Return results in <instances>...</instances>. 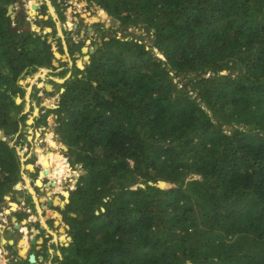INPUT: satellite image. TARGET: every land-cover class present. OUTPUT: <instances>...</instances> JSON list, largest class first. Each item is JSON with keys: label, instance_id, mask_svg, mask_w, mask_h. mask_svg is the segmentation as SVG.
Returning a JSON list of instances; mask_svg holds the SVG:
<instances>
[{"label": "trees", "instance_id": "trees-1", "mask_svg": "<svg viewBox=\"0 0 264 264\" xmlns=\"http://www.w3.org/2000/svg\"><path fill=\"white\" fill-rule=\"evenodd\" d=\"M15 1L0 0V130L25 142L18 81L53 53L11 33ZM87 2L106 28L139 27L150 42L103 38L37 124L56 116L84 173L64 210L72 242L53 264H264V0ZM9 142L0 205L20 180Z\"/></svg>", "mask_w": 264, "mask_h": 264}, {"label": "rangeland", "instance_id": "rangeland-1", "mask_svg": "<svg viewBox=\"0 0 264 264\" xmlns=\"http://www.w3.org/2000/svg\"><path fill=\"white\" fill-rule=\"evenodd\" d=\"M44 0H16L14 4L12 5V12H17L16 10H19V12H22L23 10L26 11L30 16H32L33 10L36 11L38 5ZM57 2V1H56ZM55 0H52V3L54 7L56 8V11L58 13V17H56V13H54L53 8L51 7L52 4L49 2L48 8L45 9L47 12H43L42 15L50 16V20L43 21V20H35L34 18H30L31 22H29L28 25H36L37 27H42L41 31H47L42 36V39L50 40V46L51 51L53 53V59L54 62L57 63V66L55 67H48V68H39L35 70L36 72L33 74H30L26 76L25 78H20L18 83L21 85L23 89H25V93L21 96H16V99L19 100L18 105H21L23 103V115L27 116V122L26 126L21 125V131L22 133H25L26 140L25 142L20 139L19 132L11 139V136H7L6 138L9 139V146L15 148L17 156L19 158L20 162V168H19V175L20 180L18 183H21V189L23 187H26V184H28L27 188L30 190H34L37 187H41L40 183H37V187L34 186L33 182L40 181L42 183L44 177H41L39 173H36V170H40V167L38 166L37 169L33 168V166H37L38 162V151L37 149L41 150L44 153H47V151L51 150L48 147V144L45 140V133L50 136V143L53 144L51 146L55 147L54 150H51V153L54 154V157L51 158V160L55 163L53 166L50 167V179L52 181H57L56 174L64 167V161L68 165L69 160L66 156H62V149L60 141L57 139L59 135L57 134V124H56V116L52 113L46 114L45 116V125H41L37 127L38 122L40 121L41 115L45 114V112L48 109H54L53 106H56L57 102L59 101V93L60 91L57 90L58 80L62 79H68L70 78V75L72 72H74V75H76V72L73 70V66L76 65L77 62H81L83 67L85 68L89 64V58L87 52H82V49H92L94 45L99 46L100 42L102 43L103 38H110L115 35L113 31H117L116 35L119 38L120 36H128V38H140L145 44L150 42V37H146V31L144 29H140L139 27L133 29L130 28L126 31H124V28L119 29V23L115 22L116 25H110L108 28L105 27V19L102 20V10H100L98 7L94 5H90V2H87V0H59V6ZM81 4L83 6H81ZM24 5V6H23ZM27 6V8H25ZM60 7V8H59ZM16 9V10H15ZM60 9V10H59ZM31 13V14H30ZM76 13L86 15L88 18L90 17H96L98 20H100L99 23L94 24L92 27L86 19H83V15L78 17L77 23L74 24V21H72V18L77 16ZM60 14V16H59ZM69 16L68 19L67 15ZM106 15V14H104ZM64 16V17H63ZM107 16V15H106ZM44 18H46L44 16ZM61 18V19H60ZM97 21V20H96ZM95 21V22H96ZM112 21V20H111ZM58 26L59 30L61 31V34L58 33ZM90 26L91 28L87 27ZM101 26H103L106 30H108L106 33H102ZM90 29V30H88ZM10 30V29H9ZM81 31L84 32L83 35H81ZM123 31V34L121 33ZM82 32V33H83ZM70 43V44H69ZM68 45L71 46L68 48ZM98 49V48H97ZM97 50H95L96 52ZM55 54L59 55V58H55ZM94 54V53H93ZM87 58V59H86ZM18 59V58H17ZM42 70H46L47 73L40 77V73ZM67 71V72H65ZM57 81V82H56ZM53 82L54 84H52ZM60 82V83H61ZM185 82V81H184ZM39 85V86H38ZM41 85V86H40ZM50 85L51 90L47 91L45 86ZM29 92L28 100L25 98L26 95ZM29 103V104H28ZM28 104V109L26 110V105ZM38 110L37 115L34 114L35 110ZM56 109V108H55ZM34 115V116H33ZM36 118V120H35ZM37 121V122H36ZM31 122V123H30ZM30 123V124H29ZM25 131V132H24ZM37 133V135H36ZM50 133V134H49ZM36 135V136H35ZM44 135V136H43ZM55 145V146H54ZM60 158H59V157ZM59 159V160H58ZM28 166L32 167V170L27 169ZM53 167V168H52ZM69 169L75 173H71L69 177L66 179L61 180V182H58L56 185L57 187L50 191L48 195L49 197L53 196H60L61 199L65 200V197H68L71 191L75 189V184L81 176L80 173H82V168L79 165H71L69 163L68 165ZM52 168V170H51ZM79 172V173H77ZM29 179V180H28ZM26 181L25 186L23 184V181ZM30 184V187H29ZM20 187V184L19 186ZM31 188V189H30ZM31 192V191H30ZM47 192V191H45ZM45 192H42L41 194H36V198L38 197H44ZM35 193V192H34ZM62 196L64 198H62ZM26 204L31 208V214L35 215L33 212L34 207L31 205L30 198H27ZM64 202H62V205L60 206L63 208ZM3 208H7L6 204H1ZM58 212V208H51V212ZM75 215V214H74ZM45 216L48 218V213L45 214ZM22 216H19L21 218ZM48 221V228L50 231V237H48L46 240H50V247L53 249L54 252L57 254V258L60 260L62 259V253L66 254L65 249L62 247H57L55 243L52 245L51 242L59 243V237L62 235H66V231L63 226V222L57 221L54 216L52 218L47 220ZM66 224V223H64ZM62 231V232H61ZM64 232V233H63ZM12 234L10 238H13ZM5 237H8L7 233L4 235ZM69 234L67 233L65 237V241H60L64 244H70L68 241ZM61 239V237H60ZM6 249L11 251L12 246H6ZM62 252V253H61ZM54 254V253H53ZM55 261V256L53 257L52 264ZM22 264H28L27 262L23 261Z\"/></svg>", "mask_w": 264, "mask_h": 264}, {"label": "crops", "instance_id": "crops-1", "mask_svg": "<svg viewBox=\"0 0 264 264\" xmlns=\"http://www.w3.org/2000/svg\"><path fill=\"white\" fill-rule=\"evenodd\" d=\"M56 1H58L57 5L59 6V0H55V2ZM50 4H52L51 7L53 8L54 13H56V15H57L56 17H58L59 12L56 11V8L54 7L53 3L50 2ZM59 16H60V14H59ZM68 17L69 16L67 15V18ZM70 47L71 46L68 45V48H70ZM42 168H44V167H42ZM37 182H36V184H37ZM29 187H30V184H29ZM27 189L29 191V188H27ZM32 191L33 192H30V191L29 192L31 193V199H30L31 205L35 207L34 208L35 211L33 212L35 215L31 214L32 213L30 211L31 208L29 206L25 207L24 204L20 207V209H17L15 213H12L10 215L6 214L5 211H1L2 212V215H0V251H1V255L4 257L5 254H9L10 256L14 254L15 260L18 261V264H22L23 261L27 262L28 264H52L53 257L54 256L57 257V254L50 247V241H48L45 248H42V246H41L42 241L44 239H47L48 237H50V231L48 228V224L46 222L48 219H50V215L48 214L49 218H47L46 216H43L41 208L39 207V202L37 201V198H36V194L34 193L33 189H32ZM47 199L50 201L49 196ZM62 202L65 203V200H63V199L59 200L58 204H61ZM7 205H9V202H7ZM19 216H22V217L19 218ZM13 217H16V219H18L17 223H19L20 225H22L21 221H23V220H27V222L29 224V226H27L26 228H21L19 230V233L26 240V245H24L23 247L21 246V249L23 248V250H24L23 253H24L25 257H21L19 255V251H18L19 249L14 247V243H12L13 238H10V236L12 235V232H13L12 230L14 228V222H12ZM55 219H57V218L55 217ZM41 220H43V221H41ZM57 221H61V219L58 218ZM63 226H64V224H63ZM33 227L36 229V232H34ZM5 233H7L8 237L4 236ZM66 235L64 237H66ZM34 237H36V243H35V245H30V239L34 238ZM60 237H59V240H60ZM60 241H59V243L51 242V244L53 245L55 243V245L57 247H59V246L62 247L64 245L65 246L68 245V244L62 243L63 241L62 242H60ZM68 241H69V239H68ZM7 245L12 246L11 251L6 249ZM28 253H29V255H34V257H31V259H30L31 263L28 259V256H29ZM0 264H6V261H4V259H3V262L0 261Z\"/></svg>", "mask_w": 264, "mask_h": 264}, {"label": "flooded vegetation", "instance_id": "flooded-vegetation-1", "mask_svg": "<svg viewBox=\"0 0 264 264\" xmlns=\"http://www.w3.org/2000/svg\"><path fill=\"white\" fill-rule=\"evenodd\" d=\"M61 1V0H60ZM52 3V0H44V1H42L41 3H40V5H38V7H37V9H36V15H35V20H37V19H39L40 21L41 20H43V21H48V19L50 20V16H46V15H42V13L45 11V9H47L48 8V4L47 3ZM56 3H58V1L56 2ZM24 6V5H23ZM81 6H83L82 4H81ZM25 8H27V6H25ZM16 10V9H15ZM17 12H12L13 13V16H14V21L13 20H11L10 18V20H11V22H13V24L11 25V26H14V27H20V26H23L25 23H27V24H29V21L27 20V18H32L26 11H22V12H19V10H16ZM45 12H47V11H45ZM44 12V13H45ZM77 14V16H75V18L73 17L72 18V21H74V24H78L77 23V19H78V17H80L81 16V14H79V13H76ZM83 14V13H82ZM44 16L46 17V18H44ZM84 19V18H83ZM97 20V21H96ZM87 21H88V23H90V25H91V27L94 25V24H97V23H99L100 22V20H98V18H96V17H90V18H88L87 17ZM96 21V22H95ZM87 27H89V28H91L90 26H87ZM41 29H42V27H41ZM19 32H22V31H19ZM35 34V33H34ZM35 35H37V36H41V35H43V34H35ZM59 102V101H58ZM57 102V103H58ZM48 110H50V109H48ZM47 110V111H48ZM34 116V115H33ZM36 119V118H35ZM27 122V121H26ZM50 134V133H49ZM36 135H37V133H36ZM35 135V136H36ZM45 135V140H46V142H47V144H48V147L51 149V150H54L55 149V147H53L54 149H52L51 148V145H53V144H51L50 143V136L52 135H48V134H44ZM43 135V136H44ZM57 139L60 141L61 139H60V137H57ZM55 146V145H54ZM51 150L49 151H47V153H44V152H42L41 150H39V149H37V151H40V153H38V162H37V166H33V168H36L37 169V167L39 166L40 167V170H36V173H39L40 175H41V177H44V179H43V181H42V183H41V187H37V185H36V182H33V184H34V186H36L37 188H35L34 189V192H35V194H37V196H38V194H41L42 192H45V191H47V192H45V196L42 198V197H38V199H40V198H42L44 201L42 202V200L39 202V207L41 208V211H42V214H43V216H45V214H49L50 215V217L52 218V212L51 213H49L50 211H51V208H53L52 207V205L51 206H49V205H47V201H49L47 198H48V192L49 191H53L55 188H52L50 185H47V184H49L50 183V181H51V179L49 178V176H50V165H54L55 163L51 160V158H53L54 157V154H52L51 153ZM67 152V151H66ZM66 152H64V151H61V153H62V156L61 157H64V156H67L65 153ZM59 157V156H58ZM60 158V157H59ZM59 160V159H58ZM64 160V166L66 165V163H65V158L63 159ZM70 163V162H69ZM68 163V164H69ZM42 167H44V168H42ZM53 168V167H52ZM52 168H51V170H52ZM68 169H69V167H68ZM68 169L67 168H65V170H67L68 171ZM69 171L70 172H66L65 174H61V172H60V174H61V178H67V177H69L70 176V174L73 172V171H71L70 169H69ZM17 184V183H16ZM15 184V185H16ZM18 184H20V183H18ZM23 184H24V186H25V181H23ZM15 185H14V187H15ZM21 185V184H20ZM14 187H13V191L12 192H10V193H8V195L7 196H5L4 197V202L3 203H1V204H6V206H7V208L6 209H11L12 208V206H11V204L10 203H15V204H17L18 205V208L17 209H20V207L22 206V204H24V206L26 207V206H28L27 204H26V200H27V198H30L31 199V193L28 191V189H27V187H24V188H20V190L22 191V197L21 196H19L18 195V193H17V191L16 190H14ZM7 197H8V199H7ZM69 197H70V195H69ZM18 198H22V200H23V202L22 203H20V202H18ZM62 198H64L63 196H62ZM67 198L68 197H65L64 199L65 200H67ZM7 202H9V205H7ZM62 204V203H61ZM67 204H69V199L67 200V203L64 205V207L63 208H60V207H57L58 208V212L60 213V215L62 216L61 217V222L60 223H62L63 222V224L64 223H66L67 224V221H68V217L69 216H71L72 214H64V210H65V208H66V205ZM34 207V206H33ZM35 208V207H34ZM5 208H3V206H1L0 205V210H2V211H5L6 210ZM49 218V217H48ZM47 223H48V221H46ZM68 225V224H67ZM27 226H29V224L27 225ZM69 226V225H68ZM65 229V228H64ZM65 231H66V229H65ZM68 232L66 231V234H67ZM48 241H50V240H46V239H44L43 241H42V248H45L46 247V244L48 243ZM14 247H15V244H14ZM28 255H29V253H28ZM13 257H15L14 256V254L12 255ZM30 256V255H29ZM29 256H28V259H29Z\"/></svg>", "mask_w": 264, "mask_h": 264}, {"label": "water", "instance_id": "water-1", "mask_svg": "<svg viewBox=\"0 0 264 264\" xmlns=\"http://www.w3.org/2000/svg\"><path fill=\"white\" fill-rule=\"evenodd\" d=\"M11 20H13L14 21V16H13V13H12V5H9L8 6V8H7V14H6ZM88 30H90V29H88ZM10 31H11V33H17V32H19V31H22V32H27V33H35V34H44L45 33V31H41V28L40 27H37L36 25H33V24H31V25H28L27 23H25L23 26H20V27H14V26H11V28H10ZM83 31H81V35H83L84 34V32L82 33ZM47 43H49L50 44V40L49 39H47ZM102 43L100 42V45H101ZM97 48H98V46L97 45H94V47L92 48V49H88V50H86V52H87V54H88V56H90V55H92L94 52H95V50H97ZM84 49H82V52H84L83 51ZM55 56V58H57L56 57V55H54ZM52 66L53 67H55V66H57V63L56 62H54V60L52 61ZM76 67L79 69V70H84V67H80L79 65H78V62L76 63ZM67 79L65 78V79H62V81L63 82H65ZM57 82V81H56ZM62 82V83H63ZM62 83H60V82H58V84H62ZM48 86H50V85H48ZM45 88L47 89V86H45ZM60 92H63V90H61ZM16 103L18 104V99H16ZM53 108L55 109V108H57V106H53ZM0 134H1V137H0V140L1 141H6V142H9V140L8 139H6L5 138V133H4V131L3 130H0ZM61 149H62V151H64V152H66L68 149H67V147L65 146V145H61ZM81 175H83L84 173L82 172V173H80ZM47 185H50L52 188H55V187H57V185H56V183L54 182V181H50V183L49 184H47ZM19 184L17 183L16 185H15V187H14V190H16L17 191V193H18V195L19 196H21L22 197V191L21 192H19ZM58 199V200H61V197L60 196H53L52 197V195H51V197H50V201H47V205H49V206H51L52 205V207L53 208H55V207H60L59 205H55V199ZM7 199H8V197H7ZM41 200H43L42 198H40V199H37V201L38 202H40ZM18 202H20V203H22L23 202V200H22V198H18ZM11 204V206H12V208L11 209H6L5 210V213L6 214H12V213H15L16 212V210H17V208H18V205L17 204H15V203H10ZM23 205V204H22ZM15 206V208L16 209H14L13 207ZM61 208V207H60ZM55 214H57L58 216H60V219H61V215H60V213L59 212H56V211H54L53 213H52V215L54 216ZM72 217H75V215L74 214H72L71 215ZM79 220H81L82 219V217H79L78 218ZM12 222H14L15 224H14V228H13V232H12V234H14L13 235V242L12 243H14L15 244V247L16 248H18L19 250V255L21 256V257H25V255H24V250H23V248L21 249V242H25L26 243V240L22 237V235L19 233V230L21 229V228H25V227H27V224H28V222H27V220H23V221H21V223H22V225H20V224H18L17 223V219H16V217H13V220H12ZM64 227H65V229L68 231L69 229H70V227L68 226V225H66V224H64ZM33 229H34V232H36V229L33 227ZM21 237V238H20ZM69 239V243H71L72 242V240H71V238L69 237L68 238ZM16 243H15V242ZM35 243H36V237H34V238H31L30 239V245H35ZM68 246V245H67ZM31 257H34V255H30V257H29V261H30V259H31ZM4 258H5V256H4ZM3 257H1L0 256V261L1 262H3V259H4ZM7 263V262H6ZM16 262L15 261H13V260H11L10 262H8V264H15ZM30 263H31V261H30Z\"/></svg>", "mask_w": 264, "mask_h": 264}, {"label": "bare ground", "instance_id": "bare-ground-1", "mask_svg": "<svg viewBox=\"0 0 264 264\" xmlns=\"http://www.w3.org/2000/svg\"><path fill=\"white\" fill-rule=\"evenodd\" d=\"M76 1V0H75ZM32 12V18H34L35 17V15H36V12H35V10H33V11H31ZM81 15H83L82 17L85 19L86 18V15H84V13L83 14H81ZM45 32H47L46 30H45ZM58 33H59V35L61 34V31L59 30V26H58ZM84 52H86V49H84L83 50ZM56 55V57L57 58H59V55L58 54H55ZM87 59V58H86ZM78 65L80 66V67H83V65H82V63L79 61L78 62ZM47 73V71L46 70H42L41 71V73L39 74L40 75V77L41 76H43V75H45ZM58 82H61V80H58ZM62 83V82H61ZM39 86V85H38ZM41 86V85H40ZM51 90V87L50 86H48L47 85V91H50ZM28 92V91H27ZM28 97H29V92H28V94L26 95V99L28 100ZM18 103H19V100H18ZM29 104V103H28ZM28 104L26 105V110L28 109ZM37 113H38V110L36 109L35 111H34V114H36L37 115ZM31 123V122H30ZM29 123V124H30ZM51 148L53 149V146H51ZM39 153H40V151H38ZM64 161V160H63ZM52 166V165H51ZM50 166V167H51ZM65 168H67L68 169V166H67V164L55 175L56 176V180L57 181H54L56 184L58 183V182H61V180H63V179H66V178H61V174H65L66 172H70L69 171V169H68V171L67 170H65ZM27 169H29V170H32V167L31 166H28L27 167ZM60 172H61V174H60ZM72 173H75V172H72ZM78 173V172H77ZM50 177V176H49ZM37 183H40L41 184V182L40 181H38ZM28 186V184H26V187ZM20 188H21V185H20V187H19V192H21L20 191ZM31 192H33L32 190H30ZM50 192V191H49ZM49 192H48V195H50L49 194ZM44 200H42V202H43ZM58 202H59V200L56 198L55 199V205H59V206H61L62 204H58ZM65 203H67V200H65ZM14 209H16L15 208V206L13 207ZM57 219L58 218H60V216H58L57 214H55L54 215ZM41 221H43V220H41ZM62 232V231H61ZM61 241H65V237H64V235L62 236L61 235V239H60ZM24 245H26V243L23 241V242H21V246L23 247Z\"/></svg>", "mask_w": 264, "mask_h": 264}, {"label": "built area", "instance_id": "built-area-1", "mask_svg": "<svg viewBox=\"0 0 264 264\" xmlns=\"http://www.w3.org/2000/svg\"><path fill=\"white\" fill-rule=\"evenodd\" d=\"M27 20L29 21V22H31V19L30 18H27ZM0 215H2V213H0ZM15 224V223H14ZM0 256L1 257H3L2 255H1V251H0ZM5 258H4V261H6L7 263L6 264H8V262H10L11 260H13V261H15L16 263L15 264H18V261L17 260H15V257H13L12 255L10 256L9 254H5Z\"/></svg>", "mask_w": 264, "mask_h": 264}, {"label": "clouds", "instance_id": "clouds-1", "mask_svg": "<svg viewBox=\"0 0 264 264\" xmlns=\"http://www.w3.org/2000/svg\"><path fill=\"white\" fill-rule=\"evenodd\" d=\"M12 24H13V22H12ZM68 165H69V164H68ZM68 165H67V166H68ZM1 211H2V210H0V213H2ZM17 220H18V219H17ZM18 224H19V223H18ZM27 225H28V224H27ZM25 228H26V227H25Z\"/></svg>", "mask_w": 264, "mask_h": 264}]
</instances>
